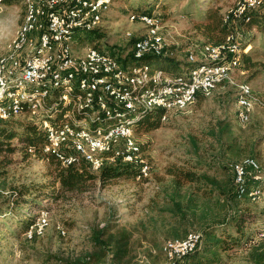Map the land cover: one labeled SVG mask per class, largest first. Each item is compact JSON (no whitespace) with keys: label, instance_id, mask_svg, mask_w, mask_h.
Masks as SVG:
<instances>
[{"label":"rangeland","instance_id":"rangeland-1","mask_svg":"<svg viewBox=\"0 0 264 264\" xmlns=\"http://www.w3.org/2000/svg\"><path fill=\"white\" fill-rule=\"evenodd\" d=\"M138 1H112L99 25L103 35L99 41L101 49L125 56L130 52L131 42L145 34L143 24L129 21L133 14L130 6L137 5ZM238 1L146 0L145 7L154 4L155 14L160 18L158 33L164 52L168 58L180 62L179 69L183 72L189 52L199 60V48L207 42L199 28L205 22L200 12L211 6L219 8L220 15L225 17ZM22 10V0L11 3L0 0V51L14 38ZM234 28L240 44L250 46L247 54L255 65L246 70L240 61L232 68L230 80L217 85L209 96H198L184 110L171 112L159 128L149 133H134L143 146L142 157L151 168L148 178L142 181L115 179L105 184L97 181L85 193H66L54 201L42 200L41 206L49 211L43 234L31 241L24 234L20 241L13 235L7 237V241L0 240V264H62L87 261L88 257L95 264L93 233L108 225L112 228L110 233L116 237L124 231L131 234L128 264H171L162 252L163 243L181 239L174 234L181 237L184 234L182 229L173 231L177 219L170 211L169 200L174 195L181 202L189 195L199 206L191 224H187L188 232H200L198 217L202 208L209 215L208 219L227 216L230 211L215 193L204 198L194 184L182 182L181 187L175 186L178 173H205L225 182L231 175L226 170L227 165L245 158H254L261 166L262 193L255 200H243L237 206L251 212L254 218L249 234L264 228V34L256 28H240L239 25ZM156 67L162 65L153 64L152 68ZM241 84L248 85L256 98L244 122L237 116L238 85ZM31 123L30 116L21 115L9 121L7 127L19 133L23 126ZM21 147L20 138L14 137L0 152V215L7 211L13 191L27 189L33 196L51 189L53 181L47 161L41 156L26 154ZM30 213L37 211L28 209L21 218ZM0 222L10 232L18 233L15 221L5 217ZM61 230L66 231L64 236ZM95 256L102 264H112L109 256L105 260L102 255ZM215 264L253 263L246 251L233 247L221 250L220 261Z\"/></svg>","mask_w":264,"mask_h":264},{"label":"built area","instance_id":"built-area-1","mask_svg":"<svg viewBox=\"0 0 264 264\" xmlns=\"http://www.w3.org/2000/svg\"><path fill=\"white\" fill-rule=\"evenodd\" d=\"M110 5L111 0H22L17 32L0 51V121L30 116L46 133L43 152H56L67 145L76 155L63 163L70 164L80 156L92 172L118 161L132 164L139 168L135 180L142 181L148 178L151 168L134 137V122L139 117L125 118L115 126L97 127L92 131L87 120L99 114L110 117L113 108L129 113L163 109L166 114L161 122H164L171 112L184 110L198 96L207 97L217 85L229 81L232 68L239 65L242 54L250 46L242 47L234 31L218 45L203 44L198 51L199 60L189 52L187 68L178 77L146 65L128 70L108 52L76 47L74 36L98 28ZM262 5V0H239L224 22L244 21L249 10ZM129 21L139 22L146 28L145 34L131 47L135 57L167 56L158 33V15L131 14ZM238 89L237 116L244 122L256 98L248 85H238ZM58 108L65 110L64 121L54 127L49 118H55ZM85 109L92 113L88 119L78 120L77 115ZM230 169L238 185L249 175L254 180L263 178L261 166L254 158L231 163ZM261 193V189L255 188L249 197L255 200ZM46 215L47 212H41L27 230V238L43 234ZM60 233L64 236L66 231ZM257 237L264 240V228L258 231ZM200 238L198 232H191L183 239L166 240L162 252L174 264L191 253Z\"/></svg>","mask_w":264,"mask_h":264},{"label":"trees","instance_id":"trees-1","mask_svg":"<svg viewBox=\"0 0 264 264\" xmlns=\"http://www.w3.org/2000/svg\"><path fill=\"white\" fill-rule=\"evenodd\" d=\"M3 3H11L13 0H1ZM113 0H111L112 3ZM217 1V0H213ZM263 5L256 10H249L245 15V20H236L224 22V17L219 13V8L207 7L200 12L205 22L200 24L199 28L202 36L207 41L206 43L218 45L222 43L228 34L237 31L235 26L240 28H256L260 33L264 34V0ZM147 5L146 0H139L137 5H131L130 10L135 15L149 14L155 15V6ZM77 48L93 47L100 51L108 52L115 56L120 64L128 70L139 69L144 65L150 67L152 70L161 69L170 77H178L183 72L180 71V62L172 60L167 56L161 55H143L135 57L130 49L125 56H117L112 50L105 51L101 49L99 41L103 38L100 32V27L88 32H79L74 36ZM97 43V44H96ZM134 41L131 42V47ZM242 47H245L242 45ZM241 61L244 68L250 69L255 64L251 60L249 54L245 53L241 56ZM160 63L162 67L152 68L153 64ZM187 68V64L185 66ZM184 71V70H183ZM151 83L146 87H150ZM64 111L58 108L55 113V118H49L52 126H59L64 121ZM112 115L110 117L102 116L101 114L92 117L88 121L89 129L92 131L97 127H111L123 122L124 119H133L138 116V120L134 122V133H149L160 127L161 118L165 116L166 112L163 109H154L139 112H126L118 109H111ZM92 113L90 109L83 110L77 115L78 120L87 118L88 114ZM88 119V118H87ZM11 121V120H9ZM9 121H0V152L6 149L8 141L14 137H19L22 143V151L30 155H38L43 157L52 174L51 189L41 191L37 195H31L30 190L21 189L13 191L11 199L8 203L6 212L0 215L1 218H9L16 222L17 234H14L5 228L4 224L0 222V240L7 241V237L13 235L17 241H20L21 234H24L28 241L36 239L38 236L33 234L32 238L26 237V232L29 227L35 224L41 212H49L47 208L41 206L42 200L54 201L59 197H63L66 193H85L90 190L93 183L100 181L101 184L111 182L115 179H129L134 180L139 175V168L132 164H125L118 161L115 164H104L98 173L92 172L86 160L77 156V160L70 164H64L63 161L71 155H76L72 148L67 145L62 146L56 152H43V145L46 139L45 131L35 124L33 121L30 125L23 126L19 133L15 132L12 127H7ZM5 127H1L4 126ZM137 141V140H136ZM141 150L143 146L140 144ZM13 148H10L12 152ZM31 149L33 152L29 153ZM231 164V163H230ZM230 164L227 165L226 170L230 171L231 175L227 177L225 182L219 181L216 177L208 174H197L193 171H183L178 173V178H175L174 184L177 187L182 186L183 183L194 184L197 191L201 192V196L208 198L215 193L222 201L228 205L230 211L227 216L209 218L206 210L202 208L198 232L201 236L197 247L188 255L175 261L174 264H215L220 261V251L229 250L233 247L241 248L246 251L248 259L253 264H264V240L257 237L256 234H249L252 221L254 220L251 212L245 209H239L238 204L243 200L253 201L249 197V193L255 188H261L263 180H254L253 175L246 177L243 184L238 185L234 182V176L230 169ZM182 179L181 181L179 180ZM58 186V188L56 187ZM171 210L173 216L177 219L174 230L182 229L183 236L174 234V237L185 238L189 233L187 231V224H189L195 216V209L199 208L194 203V200L189 195L184 196V202L175 199V195L171 200ZM204 206V204L202 205ZM201 207V206H200ZM28 209H35L36 214H26L23 218V212ZM191 224V223H190ZM186 227V229H185ZM231 229V230H230ZM111 226L101 228L93 233L92 250L95 254V264H102L100 258L95 255H102L104 260L109 256L112 264H128V259L131 253L129 244L131 234L124 231L118 237L111 234ZM259 231V230H258ZM197 232V231H195ZM115 238V239H114ZM85 260H75L73 262H64L62 264H94V262Z\"/></svg>","mask_w":264,"mask_h":264}]
</instances>
